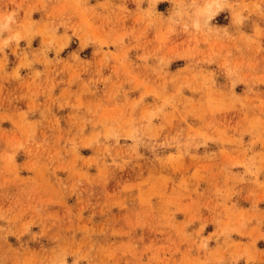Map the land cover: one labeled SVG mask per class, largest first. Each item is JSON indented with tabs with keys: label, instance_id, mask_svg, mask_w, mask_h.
<instances>
[{
	"label": "rangeland",
	"instance_id": "374dc122",
	"mask_svg": "<svg viewBox=\"0 0 264 264\" xmlns=\"http://www.w3.org/2000/svg\"><path fill=\"white\" fill-rule=\"evenodd\" d=\"M0 264H264V0H0Z\"/></svg>",
	"mask_w": 264,
	"mask_h": 264
},
{
	"label": "bare ground",
	"instance_id": "6f19581e",
	"mask_svg": "<svg viewBox=\"0 0 264 264\" xmlns=\"http://www.w3.org/2000/svg\"><path fill=\"white\" fill-rule=\"evenodd\" d=\"M206 11H207V12H209V11H210V6H208V7L206 8Z\"/></svg>",
	"mask_w": 264,
	"mask_h": 264
}]
</instances>
